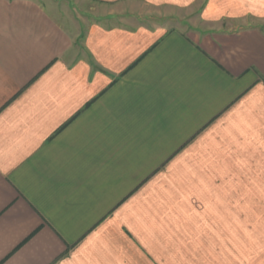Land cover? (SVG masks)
I'll return each mask as SVG.
<instances>
[{
  "label": "crops",
  "instance_id": "1",
  "mask_svg": "<svg viewBox=\"0 0 264 264\" xmlns=\"http://www.w3.org/2000/svg\"><path fill=\"white\" fill-rule=\"evenodd\" d=\"M94 1L0 0V264H264V29Z\"/></svg>",
  "mask_w": 264,
  "mask_h": 264
},
{
  "label": "rangeland",
  "instance_id": "2",
  "mask_svg": "<svg viewBox=\"0 0 264 264\" xmlns=\"http://www.w3.org/2000/svg\"><path fill=\"white\" fill-rule=\"evenodd\" d=\"M56 1H59L58 11L64 15V10L67 9L68 17L75 21L83 18L99 20L97 14L103 10L100 4L94 0ZM183 3L185 5L172 10L170 7H166V10H170L169 12H162L165 11L162 10L159 14L150 13L145 18L158 22L164 21L172 27L183 29L207 28L206 30L220 29L227 31L251 27L264 29V0H193L191 2L185 0ZM149 6L154 7L155 10L162 8V5L159 7L152 2H149ZM238 193L239 196L246 198L264 197L263 190H229L230 197H237ZM241 193L243 195H240Z\"/></svg>",
  "mask_w": 264,
  "mask_h": 264
}]
</instances>
